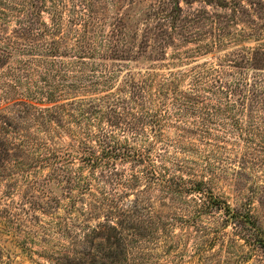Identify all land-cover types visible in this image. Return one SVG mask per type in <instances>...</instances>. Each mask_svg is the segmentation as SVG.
Listing matches in <instances>:
<instances>
[{
	"label": "rangeland",
	"instance_id": "rangeland-1",
	"mask_svg": "<svg viewBox=\"0 0 264 264\" xmlns=\"http://www.w3.org/2000/svg\"><path fill=\"white\" fill-rule=\"evenodd\" d=\"M157 4L46 0L32 28L0 11V264H51L127 210L156 246L129 264H264L225 209L249 203L264 234V0L207 7L186 30L209 46L197 56ZM99 132L144 162L102 177Z\"/></svg>",
	"mask_w": 264,
	"mask_h": 264
},
{
	"label": "trees",
	"instance_id": "trees-1",
	"mask_svg": "<svg viewBox=\"0 0 264 264\" xmlns=\"http://www.w3.org/2000/svg\"><path fill=\"white\" fill-rule=\"evenodd\" d=\"M44 2L46 0H0V11L6 16L10 10L22 12V18L18 20L21 27L28 26L32 28L38 18V11ZM181 3L190 8L187 13H185ZM237 3L238 0H158L152 15L160 22L163 20L173 24L170 26L171 30L164 29L161 31L168 39L171 38L172 31H176L175 25L183 23L180 27L177 26L180 28L179 34L185 40L182 43H193L192 56H197L208 53L209 46L202 45L197 39L189 40L186 36V30L189 27L188 23L197 22L202 18L205 20L209 19V12L206 9L209 6L229 8ZM195 4H198L201 9L192 11ZM30 9L33 10L31 11ZM24 16H26V20H24ZM112 126L115 129H123L118 121ZM97 145V150L93 148L87 150L86 157L91 169L98 168L102 164L100 173L107 180L111 177L112 180L118 175L113 172V162L120 157L140 165L144 162L143 155H136V152L140 149L131 146L129 143L122 145L112 132L110 134L99 132ZM214 205L222 209L221 203L216 199H210L209 206ZM225 207L227 215L240 221L243 229L247 227L248 230L257 232L258 238L253 243L260 244L259 247L264 250V234L251 214L250 204H244L243 211L240 212H234L229 207ZM133 213L135 212L127 210L120 212L118 215L113 214L104 224H99V226L89 230H80L79 235L75 236L67 248L64 249V251L68 252L67 256L52 261L51 264H129V258L132 254L138 255L147 251V249H156L154 244L148 246L144 242L146 235H149L147 228H144L143 223Z\"/></svg>",
	"mask_w": 264,
	"mask_h": 264
}]
</instances>
